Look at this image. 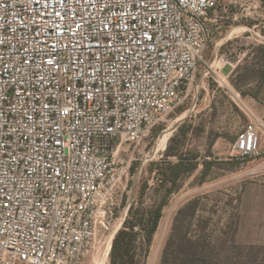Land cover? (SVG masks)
<instances>
[{
  "label": "built area",
  "instance_id": "2783aa9c",
  "mask_svg": "<svg viewBox=\"0 0 264 264\" xmlns=\"http://www.w3.org/2000/svg\"><path fill=\"white\" fill-rule=\"evenodd\" d=\"M252 1L0 0V264H108L125 147L198 91L208 45ZM234 61L216 49L217 85ZM260 127L238 156L261 152Z\"/></svg>",
  "mask_w": 264,
  "mask_h": 264
},
{
  "label": "rangeland",
  "instance_id": "374dc122",
  "mask_svg": "<svg viewBox=\"0 0 264 264\" xmlns=\"http://www.w3.org/2000/svg\"><path fill=\"white\" fill-rule=\"evenodd\" d=\"M249 7L242 20L227 22L216 33L204 55L208 65L215 45L227 43L220 51L234 57L235 69L225 85H217L207 65L200 63L198 91L135 151L125 147L122 156L131 158L129 178L113 198L110 226L126 210L127 219L130 207L141 213L164 203L148 247L140 231L136 264H162L164 255L167 264H264V142L251 158L243 159L234 150L239 133L251 122L260 124L251 98L264 93V44H258L264 43L259 37L264 38V0H253ZM229 71L225 67L222 74ZM259 133L264 137L262 125ZM178 157L195 160L198 167L168 194L170 185L162 182V174ZM203 161L217 165L202 180ZM104 231L100 227V234Z\"/></svg>",
  "mask_w": 264,
  "mask_h": 264
},
{
  "label": "trees",
  "instance_id": "16d2710c",
  "mask_svg": "<svg viewBox=\"0 0 264 264\" xmlns=\"http://www.w3.org/2000/svg\"><path fill=\"white\" fill-rule=\"evenodd\" d=\"M262 80L264 81V76ZM215 165L217 164L214 161L202 162V180ZM197 167L198 163L195 160H183L179 157L175 163H169L164 169L165 172L162 174V182L164 184L169 183L170 185L167 193H172L177 188L180 178L195 170ZM163 205L164 203L162 202L155 209L141 213L139 211L133 213V207H130L127 219H125L122 227L117 231L112 240L109 264H136V244L139 240L140 231L144 232L143 241L146 247H148L158 227ZM187 260L188 257H185L184 262H187ZM167 263V255H164L162 264Z\"/></svg>",
  "mask_w": 264,
  "mask_h": 264
},
{
  "label": "crops",
  "instance_id": "0c3cea01",
  "mask_svg": "<svg viewBox=\"0 0 264 264\" xmlns=\"http://www.w3.org/2000/svg\"><path fill=\"white\" fill-rule=\"evenodd\" d=\"M226 44L227 43L216 44L215 47L213 48V51L210 54L211 58L213 57V54L218 47L221 49V47L226 46ZM206 52H207V49H206ZM231 73L232 72L230 70L228 74L226 75L227 79H229V77L232 75ZM263 91H264V88H263ZM251 107L253 108V111L256 110L255 111L256 119L260 122V125H262L264 128V93L263 92H260L257 94V96H254L251 98ZM263 138H264L263 135L260 136V143H262V141L264 142Z\"/></svg>",
  "mask_w": 264,
  "mask_h": 264
},
{
  "label": "water",
  "instance_id": "95a60500",
  "mask_svg": "<svg viewBox=\"0 0 264 264\" xmlns=\"http://www.w3.org/2000/svg\"><path fill=\"white\" fill-rule=\"evenodd\" d=\"M127 209H128V207H127ZM126 215H127V210L125 211V213H124V215H123V218H122V223H121V225L116 229V231L114 232V235H113V238H114V236H115V234L117 233V231L122 227V225H123V222H124V220H125V217H126ZM113 240V239H112Z\"/></svg>",
  "mask_w": 264,
  "mask_h": 264
},
{
  "label": "bare ground",
  "instance_id": "6f19581e",
  "mask_svg": "<svg viewBox=\"0 0 264 264\" xmlns=\"http://www.w3.org/2000/svg\"><path fill=\"white\" fill-rule=\"evenodd\" d=\"M233 31H234V30H232V31H231L226 37L229 38L230 35H231V33H232ZM165 135H167V133H166ZM163 139H164V137H162V140H163ZM166 140H167V139L164 140L165 143H166Z\"/></svg>",
  "mask_w": 264,
  "mask_h": 264
},
{
  "label": "snow or ice",
  "instance_id": "6c2138e0",
  "mask_svg": "<svg viewBox=\"0 0 264 264\" xmlns=\"http://www.w3.org/2000/svg\"><path fill=\"white\" fill-rule=\"evenodd\" d=\"M67 111H68V109H67V107H66V109H65V114L67 113Z\"/></svg>",
  "mask_w": 264,
  "mask_h": 264
}]
</instances>
